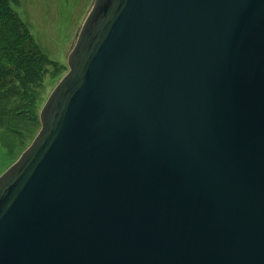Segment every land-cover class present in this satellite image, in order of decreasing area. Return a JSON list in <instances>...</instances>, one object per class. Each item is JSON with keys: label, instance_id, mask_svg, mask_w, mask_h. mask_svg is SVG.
I'll return each instance as SVG.
<instances>
[{"label": "water", "instance_id": "95a60500", "mask_svg": "<svg viewBox=\"0 0 264 264\" xmlns=\"http://www.w3.org/2000/svg\"><path fill=\"white\" fill-rule=\"evenodd\" d=\"M0 176V264H264V0H95Z\"/></svg>", "mask_w": 264, "mask_h": 264}, {"label": "rangeland", "instance_id": "374dc122", "mask_svg": "<svg viewBox=\"0 0 264 264\" xmlns=\"http://www.w3.org/2000/svg\"><path fill=\"white\" fill-rule=\"evenodd\" d=\"M95 0H0V10H4L20 24L22 39L21 57L12 55L7 61L5 81L0 82V104L7 107L8 113H0V176L11 167L28 149L40 131L39 115L49 95L68 73L67 59L75 44V36L81 30ZM0 45L4 44L0 42ZM3 49V48H2ZM40 57L43 65L35 67L29 75L35 78L30 88L37 89L38 100L32 104L19 107L18 116L9 115L15 112L12 107L19 104L21 93L20 82L15 74L23 75L33 67L28 56ZM24 56V57H22ZM19 57V58H18ZM23 59V68L18 62ZM38 71V72H37ZM36 72L37 77L36 78ZM17 100V101H15ZM25 103V102H24ZM39 122V127H38ZM4 123V124H3Z\"/></svg>", "mask_w": 264, "mask_h": 264}, {"label": "trees", "instance_id": "16d2710c", "mask_svg": "<svg viewBox=\"0 0 264 264\" xmlns=\"http://www.w3.org/2000/svg\"><path fill=\"white\" fill-rule=\"evenodd\" d=\"M18 27L20 28V24L13 17V15L9 14L4 10H0V42L4 44V47L3 45H0V82L8 83L11 86L13 82L5 81L6 75L9 73L7 72L6 63L7 61H10L12 59V55L18 54V56L21 57L20 50H22L23 39L19 41L18 38H22V37L25 38L24 35L19 32ZM28 57L31 58L30 62L32 63L33 67L25 69L26 71L23 73L22 76H20V74L18 73L15 74V78L20 82V87H21V89H17L16 91L18 93H21V97L17 99L20 100L19 104L12 107V109L15 110V112L10 113L9 115L18 116L20 112L16 110L19 107L23 106L22 104H24L25 106L32 104V106L28 108L30 109L33 108V103L39 98L37 89L30 88L27 85L32 84L35 81V78L29 75L30 72L33 71L35 67H41L43 65V62L42 59L40 60V57H35L33 56V54H31V56ZM23 59L24 58H20L18 62L21 64V68L24 69L22 64ZM37 72H36V78L38 79ZM0 97H2L1 94ZM7 109H8L7 107H3L0 104L1 115H5L6 113H8ZM38 127H39V122H38Z\"/></svg>", "mask_w": 264, "mask_h": 264}]
</instances>
